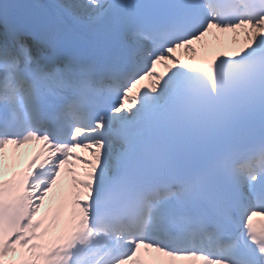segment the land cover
<instances>
[{
  "label": "snow or ice",
  "instance_id": "6c2138e0",
  "mask_svg": "<svg viewBox=\"0 0 264 264\" xmlns=\"http://www.w3.org/2000/svg\"><path fill=\"white\" fill-rule=\"evenodd\" d=\"M0 264H264V0L0 2Z\"/></svg>",
  "mask_w": 264,
  "mask_h": 264
},
{
  "label": "bare ground",
  "instance_id": "6f19581e",
  "mask_svg": "<svg viewBox=\"0 0 264 264\" xmlns=\"http://www.w3.org/2000/svg\"><path fill=\"white\" fill-rule=\"evenodd\" d=\"M38 1H40V2H42V3H45V4L49 3V2H48L49 0H38Z\"/></svg>",
  "mask_w": 264,
  "mask_h": 264
},
{
  "label": "rangeland",
  "instance_id": "374dc122",
  "mask_svg": "<svg viewBox=\"0 0 264 264\" xmlns=\"http://www.w3.org/2000/svg\"><path fill=\"white\" fill-rule=\"evenodd\" d=\"M69 1V0H68Z\"/></svg>",
  "mask_w": 264,
  "mask_h": 264
}]
</instances>
